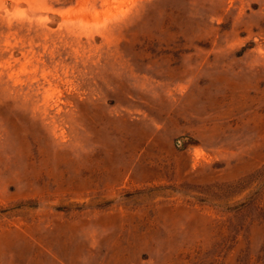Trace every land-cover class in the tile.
Listing matches in <instances>:
<instances>
[{"label": "rangeland", "instance_id": "rangeland-1", "mask_svg": "<svg viewBox=\"0 0 264 264\" xmlns=\"http://www.w3.org/2000/svg\"><path fill=\"white\" fill-rule=\"evenodd\" d=\"M0 264H264V0H0Z\"/></svg>", "mask_w": 264, "mask_h": 264}]
</instances>
